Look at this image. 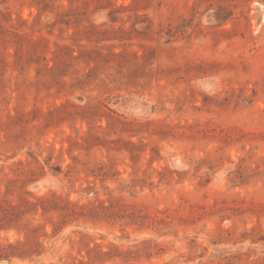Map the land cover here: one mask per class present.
<instances>
[{
  "label": "rangeland",
  "instance_id": "obj_1",
  "mask_svg": "<svg viewBox=\"0 0 264 264\" xmlns=\"http://www.w3.org/2000/svg\"><path fill=\"white\" fill-rule=\"evenodd\" d=\"M0 264H264V0H0Z\"/></svg>",
  "mask_w": 264,
  "mask_h": 264
},
{
  "label": "trees",
  "instance_id": "obj_2",
  "mask_svg": "<svg viewBox=\"0 0 264 264\" xmlns=\"http://www.w3.org/2000/svg\"><path fill=\"white\" fill-rule=\"evenodd\" d=\"M100 254V253H99Z\"/></svg>",
  "mask_w": 264,
  "mask_h": 264
}]
</instances>
